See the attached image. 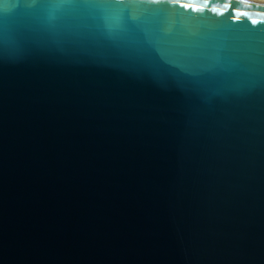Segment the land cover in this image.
Here are the masks:
<instances>
[{
	"label": "water",
	"instance_id": "obj_1",
	"mask_svg": "<svg viewBox=\"0 0 264 264\" xmlns=\"http://www.w3.org/2000/svg\"><path fill=\"white\" fill-rule=\"evenodd\" d=\"M0 264H264V0H0Z\"/></svg>",
	"mask_w": 264,
	"mask_h": 264
},
{
	"label": "snow or ice",
	"instance_id": "obj_2",
	"mask_svg": "<svg viewBox=\"0 0 264 264\" xmlns=\"http://www.w3.org/2000/svg\"><path fill=\"white\" fill-rule=\"evenodd\" d=\"M156 2H158V0H156Z\"/></svg>",
	"mask_w": 264,
	"mask_h": 264
}]
</instances>
